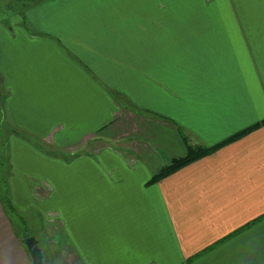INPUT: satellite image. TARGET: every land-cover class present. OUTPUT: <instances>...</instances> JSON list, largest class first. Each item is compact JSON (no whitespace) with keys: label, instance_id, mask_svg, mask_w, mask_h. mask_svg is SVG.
Instances as JSON below:
<instances>
[{"label":"crops","instance_id":"0c3cea01","mask_svg":"<svg viewBox=\"0 0 264 264\" xmlns=\"http://www.w3.org/2000/svg\"><path fill=\"white\" fill-rule=\"evenodd\" d=\"M3 14L0 182L38 213L48 264H264V124L151 181L264 120V0ZM5 195L0 264H32Z\"/></svg>","mask_w":264,"mask_h":264},{"label":"rangeland","instance_id":"374dc122","mask_svg":"<svg viewBox=\"0 0 264 264\" xmlns=\"http://www.w3.org/2000/svg\"><path fill=\"white\" fill-rule=\"evenodd\" d=\"M33 0H0V17H3V13H6L7 11H12V9H17L19 4H23L26 2V5H28L29 2ZM2 96L0 97V102H2ZM1 110V108H0ZM2 113V111H0ZM0 138H3V132L5 133V126L4 123L2 122L1 119V114H0ZM2 140V139H1ZM3 143V142H1ZM4 145V144H3ZM4 157H1V160H3ZM5 171L7 170L6 168L4 169ZM4 183L2 185V182H0V194L5 195V189H4ZM10 203L12 206V202L9 199L8 193L5 195V202L4 203ZM5 205L6 210L8 213L12 212V209H10V204L9 206ZM16 208V207H15ZM14 209V208H13ZM11 210V211H10ZM12 218L14 219L16 229L20 231L23 235L27 234L30 236H34L38 239L41 248L43 249V238L40 237V217L38 213H32V214H26L25 212H20L18 209H15L14 213H11ZM42 226V225H41ZM39 246V247H40ZM44 251V249H43ZM43 260L46 264L47 262V255L45 252H43Z\"/></svg>","mask_w":264,"mask_h":264},{"label":"trees","instance_id":"16d2710c","mask_svg":"<svg viewBox=\"0 0 264 264\" xmlns=\"http://www.w3.org/2000/svg\"><path fill=\"white\" fill-rule=\"evenodd\" d=\"M2 96L1 99H3V94H2V79L0 76V97ZM3 104L2 102H0V108H2ZM2 110V109H1ZM264 124V120L257 122L249 127H247L246 129L234 134L233 136L229 137L226 140H223L222 142H219L215 145L212 146H195V147H190L189 152L186 156L184 157H180V158H174L172 160H170V162L168 163V165L164 166L163 168H161L156 174H154V176L152 177L151 181H159L169 175H171L172 173L176 172L177 170H179L180 168H182L185 165H188L196 160H198L199 158H202L204 156H207L213 152H215L217 149H219L220 147H222L223 145L230 143L256 129H258L259 127H261ZM7 203V202H6ZM10 203H7V205L9 206ZM10 209H13V205L11 206L10 204ZM11 211V210H10ZM30 235H21L22 238V242L25 244V238L28 237Z\"/></svg>","mask_w":264,"mask_h":264},{"label":"water","instance_id":"95a60500","mask_svg":"<svg viewBox=\"0 0 264 264\" xmlns=\"http://www.w3.org/2000/svg\"><path fill=\"white\" fill-rule=\"evenodd\" d=\"M25 245L27 246L32 257V264H46L43 260V253L39 247L38 239L36 237H26Z\"/></svg>","mask_w":264,"mask_h":264}]
</instances>
